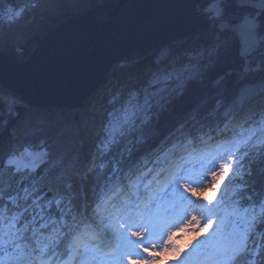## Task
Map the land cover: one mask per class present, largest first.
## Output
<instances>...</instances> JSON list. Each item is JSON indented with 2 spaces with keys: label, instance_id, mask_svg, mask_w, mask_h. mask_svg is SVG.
Instances as JSON below:
<instances>
[{
  "label": "snow or ice",
  "instance_id": "6c2138e0",
  "mask_svg": "<svg viewBox=\"0 0 264 264\" xmlns=\"http://www.w3.org/2000/svg\"><path fill=\"white\" fill-rule=\"evenodd\" d=\"M186 2L209 39L121 56L126 103L109 111L97 92L62 124L4 87V54L66 13L65 0L23 28L29 8L0 7V112L15 121H0V264H264V0ZM234 48L243 67L219 71ZM193 88L197 103L176 116Z\"/></svg>",
  "mask_w": 264,
  "mask_h": 264
},
{
  "label": "water",
  "instance_id": "95a60500",
  "mask_svg": "<svg viewBox=\"0 0 264 264\" xmlns=\"http://www.w3.org/2000/svg\"><path fill=\"white\" fill-rule=\"evenodd\" d=\"M192 7L186 0H129L112 18L86 8L53 26L27 59L5 53L14 75L4 87L15 90L25 104L79 109L121 56H145L161 43L211 28L206 21L193 26L187 20Z\"/></svg>",
  "mask_w": 264,
  "mask_h": 264
},
{
  "label": "trees",
  "instance_id": "16d2710c",
  "mask_svg": "<svg viewBox=\"0 0 264 264\" xmlns=\"http://www.w3.org/2000/svg\"><path fill=\"white\" fill-rule=\"evenodd\" d=\"M129 0H65L67 5V11L63 15L56 16L55 18H50L45 25L42 26L39 32L33 34L31 40L25 43L20 52H12L19 54L22 59H25L29 56L33 48L37 45L38 41L43 37L53 26L61 22L62 20L67 19L70 15L75 14L79 11H83L86 8L92 7L97 13L101 16H106L108 18H112L116 16L128 3ZM38 3V7L34 10L31 9L32 0H17L18 4H23L25 7L29 8L30 11L25 13L24 19L18 25V28H23L29 24V21L33 17H38L39 14L47 7V0H36ZM6 4V0H0V7ZM231 11H238L236 5L233 4ZM213 34L212 27L207 29L205 32L190 36L187 38H180L176 42L171 44L174 45H183L187 48H195L196 45L202 41L209 39ZM11 53V52H6ZM151 52L143 57H150ZM136 56V55H133ZM243 67V60L237 53V50L234 48L231 57L224 65L219 69V71H227L229 69L235 70L237 72ZM118 92L120 96H124L126 93V85L123 81V77L121 74V69L118 65L114 67L110 75L106 78V80L96 88L94 91L90 93L88 97L84 100L82 106L76 110H70L69 108L62 107H49V108H41L37 105L25 104V107L29 109V111L33 114L34 117L39 118L43 115H55L58 123L62 124L64 121H71L77 113L85 106L88 105L90 99L97 94L100 95L97 98V103L99 106H102L105 109L111 111L113 103L108 101L107 95L111 92ZM200 90L193 88L182 101L177 104L176 107V116H179L182 110H185L191 107L193 104L197 103L200 98ZM8 120L10 121L9 127L15 123L14 120L9 116L7 111L0 112V121ZM5 135H7V129H5ZM48 136L51 140L55 141L57 138V128L53 127L48 130Z\"/></svg>",
  "mask_w": 264,
  "mask_h": 264
},
{
  "label": "rangeland",
  "instance_id": "374dc122",
  "mask_svg": "<svg viewBox=\"0 0 264 264\" xmlns=\"http://www.w3.org/2000/svg\"><path fill=\"white\" fill-rule=\"evenodd\" d=\"M15 55L21 61L27 59V57L25 59H22L19 54L15 53ZM113 94H115V98H113ZM107 99H108V101H111L113 103L111 111L112 110H116V109H120L122 103H126V101H127V92L125 93L124 96H120V93L118 94V92H116V91L115 92H111L110 94L107 95ZM205 195H209L210 196V195H212V192L209 190V191L206 192ZM194 227H195V225H193V228ZM190 238H191V231L185 232V233H180V232L177 233V242L180 243V244H183V243L187 242V240L190 239ZM164 259L171 261V260L174 259V257L171 254H169Z\"/></svg>",
  "mask_w": 264,
  "mask_h": 264
},
{
  "label": "bare ground",
  "instance_id": "6f19581e",
  "mask_svg": "<svg viewBox=\"0 0 264 264\" xmlns=\"http://www.w3.org/2000/svg\"><path fill=\"white\" fill-rule=\"evenodd\" d=\"M205 194H206V192H205Z\"/></svg>",
  "mask_w": 264,
  "mask_h": 264
}]
</instances>
